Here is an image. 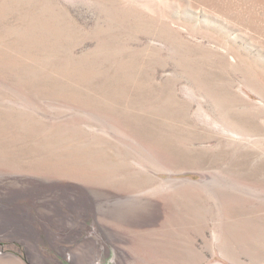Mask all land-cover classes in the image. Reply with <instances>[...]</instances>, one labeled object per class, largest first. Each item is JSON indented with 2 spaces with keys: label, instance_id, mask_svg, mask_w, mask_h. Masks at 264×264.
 I'll use <instances>...</instances> for the list:
<instances>
[{
  "label": "rangeland",
  "instance_id": "obj_1",
  "mask_svg": "<svg viewBox=\"0 0 264 264\" xmlns=\"http://www.w3.org/2000/svg\"><path fill=\"white\" fill-rule=\"evenodd\" d=\"M263 248L264 0H0V264Z\"/></svg>",
  "mask_w": 264,
  "mask_h": 264
},
{
  "label": "bare ground",
  "instance_id": "obj_2",
  "mask_svg": "<svg viewBox=\"0 0 264 264\" xmlns=\"http://www.w3.org/2000/svg\"><path fill=\"white\" fill-rule=\"evenodd\" d=\"M216 87L217 86H214V88H215V90H214V92H217V93H219V91L216 89ZM213 91V90H212ZM221 92V91H220ZM208 95H209V97L216 103V105L222 110V111H225L228 107L226 106V105H228V102L226 101V100H224V99H222L220 96H218L217 94H215V93H212V92H208L207 93ZM237 99V98H236ZM237 100H239V99H237ZM240 101V100H239ZM235 104V102L231 99V98H229V104ZM225 120L226 121H230V122H232L233 124H235V122H237V117H235V116H232L231 114H229L227 117L225 116ZM233 120V121H232ZM226 125V124H225ZM68 172H70L71 173V171L68 169ZM80 171H78V170H73L72 171V173H79ZM87 182V181H86Z\"/></svg>",
  "mask_w": 264,
  "mask_h": 264
},
{
  "label": "crops",
  "instance_id": "obj_3",
  "mask_svg": "<svg viewBox=\"0 0 264 264\" xmlns=\"http://www.w3.org/2000/svg\"><path fill=\"white\" fill-rule=\"evenodd\" d=\"M264 249V248H263ZM259 253H261V254H263L264 255V250H260V252Z\"/></svg>",
  "mask_w": 264,
  "mask_h": 264
}]
</instances>
